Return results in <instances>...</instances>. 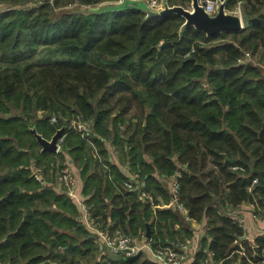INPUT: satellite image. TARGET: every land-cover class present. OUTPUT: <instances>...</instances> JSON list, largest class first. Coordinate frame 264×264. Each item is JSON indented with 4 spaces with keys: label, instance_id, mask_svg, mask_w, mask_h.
Returning a JSON list of instances; mask_svg holds the SVG:
<instances>
[{
    "label": "trees",
    "instance_id": "trees-1",
    "mask_svg": "<svg viewBox=\"0 0 264 264\" xmlns=\"http://www.w3.org/2000/svg\"><path fill=\"white\" fill-rule=\"evenodd\" d=\"M115 1L0 0V264H154L101 256L78 204L32 175L35 164L53 182L67 159L94 215L111 218L112 229L139 235L150 225L163 244L197 236L194 264L207 249L217 263L264 264V233L254 246L243 240L253 263L235 252L241 206L257 198L264 208V0H229L257 20L214 36L195 27L181 35L185 18L175 13L79 9ZM169 4L189 8L191 0ZM249 52L261 54L258 64L240 62ZM77 116L93 122L100 157L71 130ZM65 124L62 151H43L32 129L51 140ZM107 142L141 173L156 206L126 191ZM178 172L202 231L157 206L171 199L163 179Z\"/></svg>",
    "mask_w": 264,
    "mask_h": 264
},
{
    "label": "built area",
    "instance_id": "built-area-1",
    "mask_svg": "<svg viewBox=\"0 0 264 264\" xmlns=\"http://www.w3.org/2000/svg\"><path fill=\"white\" fill-rule=\"evenodd\" d=\"M146 1L154 8H160L162 6V0ZM199 2L201 5H205L206 11L209 13L215 12L217 8V0H199ZM235 8H239L243 13V2L239 1ZM250 59L251 54L247 53L240 60V62H247ZM51 121L52 123H57V116L54 115ZM71 130L75 131L83 139L87 140L90 145L95 147L96 155L100 157L98 149L93 141L96 133L92 121L86 120L82 116H77L71 124ZM65 137L66 134H63L59 139L57 152L62 151ZM112 147L111 153L116 157H120L119 149L115 145ZM127 168L128 171L127 175H125L126 179L124 180V187L126 191L135 194L139 201L155 205L153 194L149 193L145 189V182L141 173L134 170L130 163ZM31 169L32 175L39 182H41L42 185H53L58 192H66L78 204L80 208V215L78 218L81 220L85 228L91 233L101 256L104 254L106 255L107 249L110 248L113 253L123 255V260L142 253L141 256H143L144 259H148L151 262H154V264H194L195 253L200 249V240L197 236L185 240H174L163 244L161 242H156L152 234L147 237V232L136 235L122 228L112 229L111 226L113 223L111 218L103 221L101 217L95 216L91 206L87 202V196L83 193L76 168L74 167V163L71 159H67L63 166L59 168L56 179L53 182H50L46 178V171L43 167L33 164ZM233 169L243 170V168L239 166H235ZM181 176L182 174L178 172L176 175L163 179L164 183L169 188L171 199L168 203H163L157 206L175 210L182 217L185 224L196 226L200 223L193 219L189 209L183 202L181 184L179 180ZM259 181L260 178H255L253 180L251 186L248 188L250 193L253 194L254 186L259 183ZM241 209L243 211H251L252 215L262 223V226L259 227L258 234L251 238L248 233V225L243 216V212L238 218V223L240 227L244 229V233L240 235L235 242V246H237L235 252L240 255L239 262H242L243 258H246L250 263H253V260L249 257L243 244V240H247L251 246H254L256 237L264 233V208L260 207L257 202V198H255V202L244 203L241 206ZM206 252L208 257L202 264H222V262L217 263L215 261L213 252L208 249Z\"/></svg>",
    "mask_w": 264,
    "mask_h": 264
},
{
    "label": "water",
    "instance_id": "water-1",
    "mask_svg": "<svg viewBox=\"0 0 264 264\" xmlns=\"http://www.w3.org/2000/svg\"><path fill=\"white\" fill-rule=\"evenodd\" d=\"M145 0H119L115 2H106L92 7H80L79 9L83 12L92 13H105L108 11L115 10H126V9H139L147 13L148 17H162L167 14L175 13L183 16L185 18V23L181 27L180 34L183 35L187 28L195 27L198 30L205 32L208 36H214L224 31L237 32L243 30L246 27V19L244 13L241 12L239 8L230 9L228 8L229 0H217V8L215 12L209 13L206 11L205 5H201L199 0H191L189 8L183 6H171L169 0H162V6L160 8H154L149 6L147 9H142L139 7V3ZM147 2V1H146ZM257 19L248 20V22H254ZM172 43H165L161 46L163 50L168 45ZM67 129L65 124L63 127L57 130L56 134L51 140L45 139L34 127L32 131L37 136L38 141L43 147V151L57 152L58 142ZM225 156V154H222ZM227 162L234 163L236 159L226 157ZM261 179L264 181V171L261 173ZM151 235V227L147 226L146 236ZM74 245H70L68 250L72 253ZM258 248H256L257 250ZM107 254L109 258L114 261H122L123 255H118L113 253V251L108 248ZM142 253L134 257L126 258V260H134L141 256ZM105 263V262H104Z\"/></svg>",
    "mask_w": 264,
    "mask_h": 264
},
{
    "label": "crops",
    "instance_id": "crops-1",
    "mask_svg": "<svg viewBox=\"0 0 264 264\" xmlns=\"http://www.w3.org/2000/svg\"><path fill=\"white\" fill-rule=\"evenodd\" d=\"M106 145H107L106 148L109 150L108 160L110 162L114 163L115 165H117L119 167V169L125 175H127V171H128L127 167H128L129 162L127 161L126 163H123L120 159L121 157H116L114 154L111 153V149L113 148L112 143L107 142ZM243 216H244L245 221L248 225L249 236L251 238L255 237L258 234L259 227L262 226V223L252 215L251 211H243ZM192 227H193V230H196L199 228L202 231V229H201L202 223H200L199 225H196V226L192 225Z\"/></svg>",
    "mask_w": 264,
    "mask_h": 264
},
{
    "label": "rangeland",
    "instance_id": "rangeland-1",
    "mask_svg": "<svg viewBox=\"0 0 264 264\" xmlns=\"http://www.w3.org/2000/svg\"><path fill=\"white\" fill-rule=\"evenodd\" d=\"M148 6H149V5H148V3L146 2V0L143 1V2H141V3H139V7L142 8V9H147ZM6 8H7L6 5H4V4L0 5V11L4 10V9H6ZM243 13H244V12H243ZM244 16H245V14H244ZM245 19H246V24H247L248 21H247L246 16H245ZM249 53L251 54V59L248 60V61H251V62H253V63H255V64H258V62H259V60H260V57H261V54L258 53V54H256V55H253L251 52H249ZM134 112L137 113V114H140V109L137 108V107H134L132 113L135 114ZM202 228H203V226H202ZM202 228H201V229H202ZM196 230H197V231H201L199 228L196 229Z\"/></svg>",
    "mask_w": 264,
    "mask_h": 264
}]
</instances>
